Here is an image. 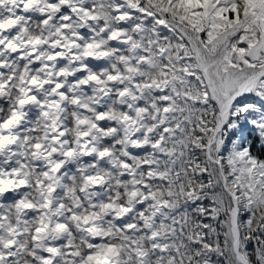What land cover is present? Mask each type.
Instances as JSON below:
<instances>
[{
	"label": "snow or ice",
	"instance_id": "obj_1",
	"mask_svg": "<svg viewBox=\"0 0 264 264\" xmlns=\"http://www.w3.org/2000/svg\"><path fill=\"white\" fill-rule=\"evenodd\" d=\"M0 264H264V0H0Z\"/></svg>",
	"mask_w": 264,
	"mask_h": 264
}]
</instances>
